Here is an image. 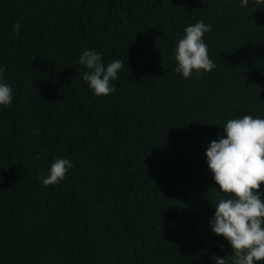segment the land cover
<instances>
[{"label": "trees", "instance_id": "obj_1", "mask_svg": "<svg viewBox=\"0 0 264 264\" xmlns=\"http://www.w3.org/2000/svg\"><path fill=\"white\" fill-rule=\"evenodd\" d=\"M198 19L216 67L183 78L174 44ZM85 48L125 62L114 92L81 79ZM0 64L13 88L0 105V264H211L231 252L208 226L218 185L204 151L226 118L264 116V0H0ZM55 157L73 167L44 185Z\"/></svg>", "mask_w": 264, "mask_h": 264}, {"label": "clouds", "instance_id": "obj_2", "mask_svg": "<svg viewBox=\"0 0 264 264\" xmlns=\"http://www.w3.org/2000/svg\"><path fill=\"white\" fill-rule=\"evenodd\" d=\"M246 6L248 0H239ZM211 25L203 20L185 25L178 35L172 57L174 71L183 78L200 76L215 69L204 39ZM20 24L13 25L19 31ZM84 66L81 79L93 95L115 91L116 80L125 62H106L95 48H85L78 57ZM6 66L0 64V105L13 101V88L4 77ZM222 132L205 148L204 157L212 179L214 211L208 219L210 231L222 236L231 247L223 257L213 255L211 264H261L264 261V116L251 112L234 114L221 122ZM37 133L39 129L35 130ZM73 167L68 157H55L38 173L44 185L57 184Z\"/></svg>", "mask_w": 264, "mask_h": 264}]
</instances>
